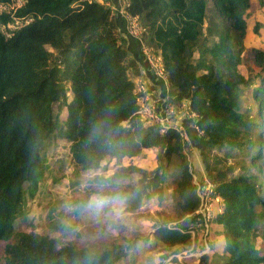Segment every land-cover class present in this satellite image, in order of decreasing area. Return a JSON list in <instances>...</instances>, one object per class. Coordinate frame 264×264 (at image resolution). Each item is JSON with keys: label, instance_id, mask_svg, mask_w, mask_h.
Returning <instances> with one entry per match:
<instances>
[{"label": "trees", "instance_id": "obj_1", "mask_svg": "<svg viewBox=\"0 0 264 264\" xmlns=\"http://www.w3.org/2000/svg\"><path fill=\"white\" fill-rule=\"evenodd\" d=\"M22 1L15 16L30 19L27 25L10 30V16L0 15L8 33L0 32V263L120 264L135 253L134 240L84 247L17 230L46 148L57 138L68 143L73 166L83 172L156 149L150 173L119 167L104 181L113 190L106 195L135 210L162 197L173 168L171 199L179 216L189 217L151 237L165 248L187 245L188 227L205 223L184 153L188 141L175 128L161 133L141 119L132 61L110 9L89 0ZM126 2L143 44L160 51L171 102L188 103L199 133L194 146L213 187V222L223 240L218 264H264V50L244 45L248 33L259 36L264 15L248 31L250 0ZM245 52L256 73H241ZM132 174L139 175L136 183L121 186ZM94 192L75 203L76 216Z\"/></svg>", "mask_w": 264, "mask_h": 264}, {"label": "rangeland", "instance_id": "obj_2", "mask_svg": "<svg viewBox=\"0 0 264 264\" xmlns=\"http://www.w3.org/2000/svg\"><path fill=\"white\" fill-rule=\"evenodd\" d=\"M261 15H264V1L261 4L259 0H250L248 17L245 18L248 31L254 27L256 21L262 22ZM208 17H212L209 10ZM262 24L263 28L259 31L258 37H253L250 33L245 37L246 49L253 47L264 50V22ZM152 52L161 58L160 51L152 50ZM247 69H250L252 73L257 72V68L245 52L240 71L246 75ZM146 91L147 87L142 83L134 84V92L142 94L141 99L138 100L139 107L151 104L148 103ZM187 104L185 102L184 106ZM177 128L180 129L178 126ZM184 153L197 190L201 187L205 189L204 185L208 187L210 183L199 151L187 146ZM156 165L157 150L151 149L143 151L135 158L124 159L120 163L110 160L105 169L83 172L73 166L68 143L57 138L46 148L44 164L38 174L33 196L27 198L25 215L17 222V230L45 234L59 240L62 244L84 247L106 243L124 245L134 240L135 253H130V256L120 264L220 263L223 240L213 222V216L217 211V203L212 196L213 187L205 202L200 201L198 197L197 212L205 219L202 228L188 227L189 243L173 248H165L161 242H154L151 237L152 233L163 225L178 229L189 217H180L171 199L173 168L168 171L172 179L169 178L168 185H170L164 188L162 197L143 200L135 210H130L123 198L106 195L113 190L110 191L111 187H108L110 183L104 181L110 178L119 167L131 166L150 173ZM138 178V174H132L129 178L120 180V185H133ZM204 181L208 184H204ZM89 191L95 192L91 194L85 209L76 216L75 203L82 200ZM262 241L259 238L256 244ZM202 258L203 262L200 260Z\"/></svg>", "mask_w": 264, "mask_h": 264}, {"label": "crops", "instance_id": "obj_3", "mask_svg": "<svg viewBox=\"0 0 264 264\" xmlns=\"http://www.w3.org/2000/svg\"><path fill=\"white\" fill-rule=\"evenodd\" d=\"M91 1V0H89ZM104 4L110 9L117 28V33L120 37L123 47L126 49L131 63L129 68L130 77L135 84L140 82L147 87L146 96L148 103L154 102V107L161 118L166 116V109L168 105H173L171 102L174 97V90L166 86L160 79H158L141 52V43L138 39L129 36L126 32V21L124 16V7L122 0H93ZM146 102H144L145 104ZM185 101L181 102L179 107L174 106L175 116L172 120L184 134L188 141V147L195 148L194 142L199 133L193 124V119L183 108Z\"/></svg>", "mask_w": 264, "mask_h": 264}, {"label": "built area", "instance_id": "obj_4", "mask_svg": "<svg viewBox=\"0 0 264 264\" xmlns=\"http://www.w3.org/2000/svg\"><path fill=\"white\" fill-rule=\"evenodd\" d=\"M22 4H23L22 0H11L8 3L0 2V15L8 14L10 16V22L7 25V27L10 30H17L27 25L31 21L30 19H25L23 17L15 16L17 9L20 8ZM122 4H124V7H125V5L127 4L126 0H122ZM124 16H125V21H126L127 34L140 41L141 52L143 56L145 57L147 64L149 65L154 75L167 86L166 73L164 72V69L162 66V60L159 56H155L150 48H148L147 46H144L141 40L143 31H142L141 26L139 25L137 18L128 15L126 12H124ZM5 28L6 27L4 25H0V32L7 35L8 33L5 30ZM138 95L140 96L139 98L140 100L142 94H138ZM183 108L188 113V104L183 106ZM138 113L140 114L141 119H143V121H145L148 126H151V127L157 126L161 133H163L169 127L175 128L176 131L180 133V136L182 137V139L187 141V138L185 134L183 133V131L178 129L177 124L175 123L174 120H172V118L175 116L174 106L172 105L167 106L166 116L164 118H161L158 115L154 107V102L151 103L150 105L147 104V106L139 107ZM205 182L207 181H204V184H208ZM211 187L212 186L208 184V187L204 185L205 189H202L203 187H201L199 190H197V196L199 197L200 201L205 202L208 199V197L210 196Z\"/></svg>", "mask_w": 264, "mask_h": 264}]
</instances>
